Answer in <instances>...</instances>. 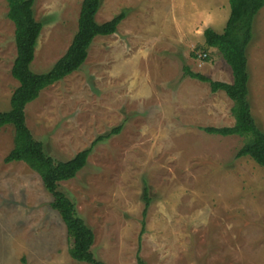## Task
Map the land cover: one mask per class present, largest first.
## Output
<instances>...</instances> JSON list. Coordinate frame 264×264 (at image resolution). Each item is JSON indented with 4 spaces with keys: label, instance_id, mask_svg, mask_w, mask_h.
Listing matches in <instances>:
<instances>
[{
    "label": "rangeland",
    "instance_id": "obj_1",
    "mask_svg": "<svg viewBox=\"0 0 264 264\" xmlns=\"http://www.w3.org/2000/svg\"><path fill=\"white\" fill-rule=\"evenodd\" d=\"M81 2L34 0L42 28L32 70L47 71L65 53ZM7 10L0 0V111L18 86ZM122 10L116 31L93 39L80 68L25 107L33 137L54 159L108 135L73 178L58 183L94 233V257L104 264H138L139 257L146 264H264V167L235 157L244 136L202 129L231 126L233 102L183 69L233 81L203 35L207 27L223 31L228 0H101L95 19ZM252 31L248 101L264 131V6ZM13 135L12 125L0 128V264H88L70 256L66 226L40 176L24 162L4 161Z\"/></svg>",
    "mask_w": 264,
    "mask_h": 264
},
{
    "label": "trees",
    "instance_id": "obj_2",
    "mask_svg": "<svg viewBox=\"0 0 264 264\" xmlns=\"http://www.w3.org/2000/svg\"><path fill=\"white\" fill-rule=\"evenodd\" d=\"M5 1L8 7L6 15L14 25L16 56L11 66V75L18 81V86L11 94L10 108L0 111V128L8 124L14 128L13 147L4 157V161L24 162L40 176L44 188L52 196L51 208L57 211L66 226L67 235L71 240L70 256L78 262L104 264L94 257L91 250L94 241L92 229L77 214L74 202L58 189V183L73 178L87 164L93 146L108 135L97 136L89 147L78 151L70 159H54L45 152L42 141L33 137L25 121V107L39 96L41 90L78 70L87 57L93 39L99 35L113 34L125 17V11L122 10L109 20L98 22L95 15L101 0H82L77 30L65 53L47 71L35 72L31 63L42 23L35 18L34 0ZM228 2L230 13L223 31L219 33L207 27L203 35L205 45L217 48L230 66L233 81L213 80L199 72L191 71L188 66L183 69L186 75L209 83L212 92L224 91L233 102L231 113L234 123L231 126H205L202 129L208 134L244 136L246 141L236 151L235 157L248 156L264 167V131L256 124L248 101L249 72L246 56V48L253 36V21L264 6V0ZM191 55L197 57L195 52ZM120 127L112 129L111 133L118 132ZM147 191L145 186L143 215L150 203ZM143 226L144 222L141 231ZM138 264L146 263L139 257Z\"/></svg>",
    "mask_w": 264,
    "mask_h": 264
}]
</instances>
